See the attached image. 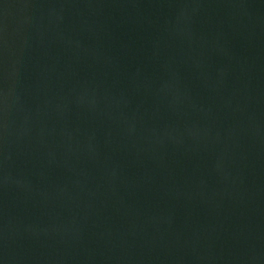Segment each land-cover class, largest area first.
<instances>
[{
	"label": "water",
	"instance_id": "obj_1",
	"mask_svg": "<svg viewBox=\"0 0 264 264\" xmlns=\"http://www.w3.org/2000/svg\"><path fill=\"white\" fill-rule=\"evenodd\" d=\"M0 264H264V0H0Z\"/></svg>",
	"mask_w": 264,
	"mask_h": 264
}]
</instances>
